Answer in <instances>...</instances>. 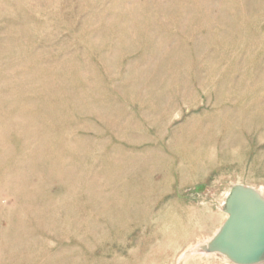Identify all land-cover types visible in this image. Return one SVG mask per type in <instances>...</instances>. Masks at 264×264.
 I'll return each mask as SVG.
<instances>
[{
  "label": "rangeland",
  "instance_id": "374dc122",
  "mask_svg": "<svg viewBox=\"0 0 264 264\" xmlns=\"http://www.w3.org/2000/svg\"><path fill=\"white\" fill-rule=\"evenodd\" d=\"M186 1L0 0V264H264V0Z\"/></svg>",
  "mask_w": 264,
  "mask_h": 264
},
{
  "label": "bare ground",
  "instance_id": "6f19581e",
  "mask_svg": "<svg viewBox=\"0 0 264 264\" xmlns=\"http://www.w3.org/2000/svg\"><path fill=\"white\" fill-rule=\"evenodd\" d=\"M88 1H90V0H88ZM191 1V0H190ZM190 1H188V2H190ZM176 2V1H175ZM181 1H179V3H180ZM185 2V1H184ZM187 2V1H186ZM187 2V3H188ZM222 2V1H221ZM236 2V1H235ZM240 2V1H239ZM82 3V2H81ZM81 3H79V4H81ZM137 3V2H136ZM191 3H193L194 4V2L192 1ZM210 3V2H209ZM227 3V2H226ZM140 4V3H139ZM178 4V3H177ZM251 4V3H250ZM116 5H118V4H116ZM176 5V4H175ZM192 5V4H191ZM228 5V4H227ZM247 5V4H246ZM245 5V6H246ZM80 6V5H79ZM123 6V5H122ZM138 6V5H137ZM182 6V5H181ZM121 8V7H120ZM183 8V7H182ZM247 8V7H246ZM175 9V8H174ZM239 9H240V7H239ZM120 10V9H119ZM122 10V9H121ZM120 10V11H121ZM200 10H202V9H200ZM206 10V9H205ZM248 10V9H247ZM119 11V12H120ZM178 11V10H177ZM176 11V12H177ZM180 11V10H179ZM137 12H139V11H137ZM181 12V11H180ZM194 12V11H193ZM198 12V11H197ZM107 13V12H106ZM110 13V12H109ZM181 13H183V11L181 12ZM220 13V12H219ZM123 15H125V14H123ZM226 15H230L229 13L228 14H226ZM225 15V16H226ZM246 15V14H245ZM245 15H243L244 17H245ZM126 16V15H125ZM192 15H190V17H191ZM195 16V15H194ZM246 16H248V15H246ZM123 17V16H122ZM141 17V16H140ZM178 17L180 18V16H179V14H178ZM193 17V16H192ZM191 17V18H192ZM178 18V19H179ZM222 18H223V16H222ZM246 18V17H245ZM109 19V18H108ZM111 19V18H110ZM125 19H126V17H125ZM129 19V18H128ZM177 19V18H176ZM224 19V18H223ZM226 19V18H225ZM229 19V18H228ZM113 20V19H112ZM156 20H157V18H156ZM190 20V19H189ZM192 20V19H191ZM194 20H195V17H194ZM210 20V19H209ZM128 21V20H127ZM126 21V22H127ZM193 21V20H192ZM205 21V20H204ZM120 22V21H119ZM118 22V23H119ZM157 22V21H156ZM172 22V21H171ZM187 22V21H186ZM145 23H146V21H145ZM159 23V22H158ZM173 23V22H172ZM190 24V23H189ZM223 24V23H222ZM109 25H111V24H109ZM195 25V24H194ZM236 25V24H235ZM112 26V25H111ZM128 26H129V24H128ZM153 26V25H152ZM225 26V25H224ZM107 27V26H106ZM176 27H178L177 25H176ZM193 27V26H192ZM197 27V26H196ZM214 27H216V25L214 26ZM108 28V27H107ZM113 28H115V27H113ZM124 29H125V27H123ZM138 28H140V27H138ZM155 28H156V26H155ZM190 28V27H189ZM217 28V27H216ZM227 28V27H226ZM117 29H118V26H117ZM124 29H122L123 30V32H124ZM128 29V28H127ZM157 29V28H156ZM164 29V28H163ZM178 29V28H177ZM106 30V29H105ZM108 30V29H107ZM138 30V29H137ZM148 30V29H147ZM146 30V31H147ZM160 30V29H159ZM175 30V29H174ZM173 30V31H174ZM187 30H189L188 29V27H187ZM192 30V29H191ZM240 30V29H239ZM109 31V30H108ZM116 31V30H115ZM119 31H121V30H119ZM197 31H199V30H197ZM208 31V30H207ZM220 31V30H219ZM188 32V31H187ZM191 32V31H190ZM101 33V32H100ZM109 33V32H108ZM115 33H117V32H115ZM119 33V32H118ZM121 33V32H120ZM138 33V32H137ZM140 33V32H139ZM159 33V32H158ZM189 33V32H188ZM209 33V32H208ZM220 33V32H219ZM218 33V34H219ZM122 34V33H121ZM142 34V33H141ZM148 34H150V33H148ZM157 34V33H156ZM109 35V34H108ZM114 35V34H113ZM125 35V34H124ZM124 35H122V36H124ZM128 35V34H127ZM196 35V34H195ZM206 35V34H205ZM220 35V34H219ZM104 36V35H103ZM105 36H107L106 34H105ZM110 36V35H109ZM120 36V35H119ZM130 36V35H129ZM128 36V37H129ZM151 36V35H150ZM157 36V35H156ZM164 36V35H163ZM211 36V35H210ZM214 36V35H213ZM221 36V35H220ZM227 36V35H226ZM125 37H127V36H125ZM208 37V36H207ZM206 37V38H207ZM222 37V36H221ZM104 38V37H103ZM109 38V37H108ZM153 38V37H152ZM199 38H201V36L199 37ZM217 38V37H216ZM223 38V37H222ZM100 39H101V37H100ZM124 39H126V38H124ZM195 39H196V37H195ZM203 39V38H202ZM212 39V38H211ZM122 40H123V38H122ZM128 40V39H127ZM141 40V39H140ZM143 40V39H142ZM146 41H147V39H145ZM228 40V39H227ZM182 41V40H181ZM188 41V40H187ZM209 41V40H208ZM213 41H214V39H213ZM229 41H233V40H229ZM240 41V40H239ZM242 41V40H241ZM94 42V41H93ZM106 42H108V41H104V43L106 44ZM153 42V41H152ZM159 42V41H158ZM193 42V41H192ZM97 43V42H96ZM100 43V42H99ZM103 43V44H104ZM183 43V42H182ZM233 43V42H232ZM238 43V42H237ZM89 44H91V43H89ZM102 44V43H101ZM100 44V45H101ZM130 44V43H129ZM194 44V43H193ZM219 44H221V43H219ZM92 45V44H91ZM96 45V44H95ZM128 45V44H127ZM157 45V44H156ZM195 45V44H194ZM230 45V44H229ZM240 45V44H239ZM93 46V45H92ZM97 46H99V45H97ZM102 46V45H101ZM126 46V45H125ZM153 46V45H152ZM196 46V45H195ZM232 46H233V44H232ZM112 47V46H111ZM176 47V46H175ZM185 47H187V46H185ZM198 47V46H197ZM217 47V46H216ZM97 48V47H96ZM206 48V47H205ZM99 50H100V47L98 48ZM110 49V48H109ZM184 49V48H183ZM225 49V48H224ZM233 49V48H232ZM231 49V50H232ZM236 49V48H235ZM106 50V49H105ZM113 50H114V48H113ZM185 50H187V49H185ZM238 50V49H237ZM108 51V50H107ZM167 51V50H166ZM181 51H182V49H181ZM194 51H196V50H194ZM205 51V50H204ZM224 51V50H223ZM244 51V50H243ZM114 52V51H113ZM156 52V51H155ZM173 52H176V50L175 51H173ZM183 52V51H182ZM186 52V51H185ZM200 52V51H199ZM217 52V51H216ZM231 52V51H230ZM241 52V51H240ZM109 53V52H108ZM152 53V52H151ZM168 53V52H167ZM178 53V52H177ZM189 53V52H188ZM195 53H197V52H195ZM103 53H101V55H102ZM105 54V53H104ZM110 55H112L111 53H109ZM168 54H170V53H168ZM168 54H167V56H168ZM179 54V53H178ZM177 54V55H178ZM220 54H221V52H220ZM228 54V53H227ZM230 54V53H229ZM108 55V54H107ZM196 55V54H195ZM214 55V54H213ZM219 54H217V56H218ZM225 55V54H224ZM231 55V54H230ZM240 55H241V53H240ZM239 55V56H240ZM104 56V55H103ZM114 56H116V55H114ZM173 56V55H172ZM182 56V55H181ZM189 55H187V57H188ZM194 56V55H193ZM221 56V55H220ZM219 56V57H220ZM229 56V55H228ZM102 57V56H101ZM113 57V56H112ZM184 57V56H183ZM227 57V56H226ZM232 57V56H231ZM100 58V57H99ZM104 58H105V56H104ZM110 58V57H109ZM116 58V57H115ZM120 58V57H119ZM158 58V57H157ZM163 58V57H162ZM167 58V57H166ZM165 57H164V59H166ZM171 58V57H170ZM175 58V57H174ZM178 58V57H177ZM186 58V57H185ZM234 58V57H233ZM232 58V59H233ZM102 59V58H101ZM108 59V58H107ZM163 59V60H164ZM180 59H181V57H180ZM184 59V58H183ZM196 59V58H195ZM230 59V58H229ZM100 60V59H99ZM160 60V59H159ZM171 59H169V61H170ZM174 60V59H173ZM204 60H205V58H204ZM226 59H224V62H226L225 61ZM227 60H228V58H227ZM101 61V60H100ZM104 61V60H103ZM105 61H107V60H105ZM115 61H116V59H115ZM114 61V62H115ZM167 61H168V58H167ZM177 61V60H176ZM184 61H186V60H184ZM188 61V60H187ZM190 61H191V59H190ZM198 61V60H197ZM201 61H202V58H201ZM246 61V60H245ZM159 62H161V61H159ZM166 62V61H165ZM171 62V61H170ZM199 62V61H198ZM230 62V61H229ZM260 62V61H259ZM64 63H65V61H64ZM107 63V62H106ZM105 63V64H106ZM117 63V62H116ZM157 63H158V61H157ZM205 63V62H204ZM70 64V63H69ZM111 64H114L112 61H111ZM110 64V65H111ZM119 64V63H118ZM149 64H151V62L149 63ZM169 64V63H168ZM172 65L174 64V62L173 63H171ZM206 64V63H205ZM260 64V63H259ZM62 65V64H61ZM67 65V64H66ZM71 65V64H70ZM104 65V64H103ZM117 65V64H116ZM152 65V64H151ZM158 65V64H157ZM245 65V64H244ZM261 65V64H260ZM260 65H259V67H260ZM72 66H73V64H72ZM80 66V65H79ZM166 66H167V63H166ZM75 67H77V66H75ZM83 67V66H82ZM103 67V66H102ZM113 67H115V65L113 66L112 65V69H113ZM43 68H44V66H43ZM74 68V67H73ZM85 68V67H84ZM87 68V67H86ZM149 68V67H148ZM152 68H154V67H152ZM151 68V69H152ZM156 68H158V66L156 67ZM171 68V67H170ZM184 68V67H183ZM263 68V67H262ZM53 69V68H52ZM58 69V68H57ZM78 69H79V67H78ZM147 69V68H146ZM155 69V68H154ZM154 69H152V71L154 70ZM55 70V69H54ZM74 70H76V69H74ZM110 70H111V68H110ZM117 70V69H116ZM149 70V69H148ZM158 71H159V68L157 69ZM161 70V69H160ZM255 70V69H254ZM33 71V70H32ZM46 71V70H45ZM85 71V70H84ZM157 71V72H158ZM214 71V70H213ZM74 72V71H73ZM86 72V71H85ZM111 72H112V70H111ZM116 72V71H115ZM137 72V71H136ZM146 72H148V71H146ZM156 72V71H155ZM181 72V71H180ZM40 73V72H39ZM42 73V72H41ZM40 73V74H41ZM48 73V71L45 73V74H47ZM54 73V72H53ZM75 73V72H74ZM110 73V72H109ZM183 73V72H182ZM184 73H185V71H184ZM212 73V72H211ZM30 74V73H29ZM32 74V73H31ZM35 74V73H34ZM56 74V73H55ZM76 74H79V73H77L76 72ZM87 74V73H86ZM89 74V73H88ZM145 74V73H144ZM153 74V73H152ZM254 74V73H253ZM48 75V74H47ZM83 75V74H82ZM252 75V74H251ZM257 75V74H256ZM42 76H44L43 75V73H42ZM57 76H59V75H57ZM79 76V75H78ZM77 76V77H78ZM110 76V75H109ZM147 76H148V74H147ZM149 76H151V75H149ZM233 76V75H232ZM32 77V76H31ZM34 77V76H33ZM38 77V76H37ZM51 77H53L52 75H51ZM111 77V76H110ZM142 77V76H141ZM145 77V76H144ZM247 77V76H246ZM35 78V77H34ZM80 78V77H79ZM108 78V77H107ZM137 78V77H136ZM154 77H152V79H153ZM167 78V77H166ZM234 78V77H233ZM233 78H232V80H233ZM250 78H251V76H250ZM44 79H45V77H44ZM84 79H85V77H84ZM148 79V78H147ZM151 79V81H153ZM247 79H248V77H247ZM58 80V79H57ZM82 80V79H81ZM95 80H97V78L95 79ZM137 80V79H136ZM143 80H144V78H143ZM143 80H141V81H143ZM178 80V79H177ZM227 81V80H226ZM226 81H224V82H226ZM237 81V80H236ZM248 81V80H247ZM253 81V80H252ZM12 82V81H11ZM14 82V81H13ZM61 82V81H60ZM94 82V81H93ZM137 82V81H136ZM147 81H145V83H146ZM150 82V81H149ZM174 82V81H173ZM222 82V81H221ZM251 82V81H250ZM38 83V82H37ZM54 83V82H53ZM96 83V82H95ZM151 83V82H150ZM180 83V82H179ZM210 83V82H209ZM41 84H43V83H41ZM206 84H208V83H206ZM224 84V83H223ZM229 84H230V82H229ZM239 84V83H238ZM18 85V84H17ZM93 85V84H92ZM141 85V84H140ZM181 85V84H180ZM16 86V85H15ZM43 86V85H42ZM90 86V85H89ZM225 86V85H224ZM231 86V85H230ZM240 86V85H239ZM37 87V86H36ZM53 87V86H52ZM94 87V86H93ZM12 88V87H11ZM10 88V89H11ZM21 88V87H20ZM19 88V89H20ZM25 88V87H24ZM30 88V87H29ZM31 88H32V86H31ZM141 89H142V86L140 87ZM149 88V87H148ZM211 88V87H210ZM231 88V87H230ZM39 89H41V88H39ZM97 89V88H96ZM133 89V88H132ZM136 89V88H135ZM140 89V90H141ZM227 89V88H226ZM235 89V88H234ZM17 90V89H16ZM23 90V89H22ZM22 90H20L21 92H22ZM31 90V89H30ZM43 90V89H42ZM50 90V89H49ZM91 90V88L89 89V91ZM144 90V89H143ZM160 90V89H159ZM240 90V89H239ZM25 91V90H24ZM27 91V90H26ZM137 91V90H136ZM139 91V90H138ZM187 91H189V90H187ZM228 91V90H227ZM235 91V90H234ZM251 91H253L252 89H251ZM257 91V90H256ZM255 91V92H256ZM36 92V91H35ZM77 92V91H76ZM91 92V91H90ZM99 92V91H98ZM140 92V91H139ZM159 92V91H158ZM231 92V91H230ZM249 92H250V90H249ZM41 93V92H40ZM40 93H39V95H40ZM44 93V92H43ZM67 93V92H66ZM81 93V92H80ZM85 93H86V91H85ZM92 93V92H91ZM150 93V92H149ZM149 93H147V94H149ZM154 93V92H153ZM233 93V92H232ZM252 93V92H251ZM254 93V92H253ZM14 94V93H13ZM13 94L11 93V95L13 96ZM22 94V93H21ZM30 94H31V92H30ZM29 94V95H30ZM45 94V93H44ZM96 94V93H95ZM100 94V93H99ZM245 94V93H244ZM10 95V96H11ZM24 95V94H23ZM59 95V94H58ZM71 95H73V94H71ZM78 95V94H77ZM84 95V94H83ZM135 95H136V93H135ZM149 95H152V94H149ZM247 95V94H246ZM254 95V94H253ZM253 95H250L251 97L253 96ZM26 96H28V95H26ZM45 96V95H44ZM47 96V95H46ZM59 96H61V95H59ZM66 96V95H65ZM68 96H69V93H68ZM79 96H80V94H79ZM87 96H89L88 94H87ZM98 96V95H97ZM132 96V95H131ZM138 96V95H137ZM140 96V95H139ZM138 96V97H139ZM159 96H160V94H159ZM249 96V97H250ZM18 97H20V96H18ZM50 97V96H49ZM62 97V96H61ZM130 97V96H129ZM161 97H162V95H161ZM160 97V98H161ZM254 97V96H253ZM252 97V98H253ZM25 98V97H24ZM59 98V97H58ZM143 98H147V97H143ZM149 98V97H148ZM152 98V97H151ZM245 98V97H244ZM44 99V98H43ZM47 99V98H46ZM49 99V98H48ZM59 99H61V98H59ZM71 99V98H70ZM91 99V98H90ZM95 99H97V98H95ZM138 99V98H137ZM142 99V98H141ZM159 99V98H158ZM255 99V98H254ZM28 100V99H27ZM33 100V99H32ZM132 100H134V99H132ZM161 100H163V99H161ZM224 100V99H223ZM256 100V99H255ZM35 101H38V100H35ZM94 101V100H93ZM130 101V100H129ZM128 101V102H129ZM155 101V100H154ZM153 101V102H154ZM159 101H160V99H159ZM25 102V101H24ZM221 102V101H220ZM252 102H255V101H252ZM39 103H41V102H39ZM48 103V102H47ZM47 103H45V104H47ZM95 103V102H94ZM138 103H139V100H138ZM38 104V103H37ZM42 104H44V103H42ZM74 104V103H73ZM140 104V103H139ZM145 104V103H144ZM151 104V103H150ZM156 104V103H155ZM161 104V103H160ZM250 104H251V102H250ZM254 104V103H253ZM82 105V104H81ZM89 105V104H88ZM162 105V104H161ZM160 105V106H161ZM49 106V105H48ZM142 106V105H141ZM156 105H154V107H155ZM253 106V105H252ZM257 106V105H256ZM41 107V106H40ZM223 107V106H222ZM251 107V106H250ZM255 107V106H254ZM262 107V106H261ZM260 107V108H261ZM121 108V107H120ZM161 108V107H160ZM225 108V107H224ZM226 108H227V106H226ZM248 108H249V105H248ZM35 109V108H34ZM38 109V108H37ZM40 109V108H39ZM242 109V108H241ZM245 109V108H244ZM244 109L242 110V112L244 111ZM254 109V108H253ZM257 110L256 111H258V108H256ZM156 110V109H155ZM160 110V109H159ZM240 110V109H239ZM225 111V110H224ZM227 111V110H226ZM233 111H235V110H233ZM261 111V110H260ZM141 112H142V110H141ZM140 112V113H141ZM221 112V111H220ZM229 112L230 111H228V114H229ZM242 112H241V114H242ZM248 112V111H247ZM246 112V113H247ZM250 113H251V111H249ZM157 113H159V111L157 112ZM222 113V112H221ZM227 113V112H226ZM231 113V112H230ZM233 113H235V112H233ZM252 113H253V111H252ZM224 114V113H223ZM260 114H261V112H260ZM263 114H264V112H263ZM99 115V114H98ZM214 115H216V113L214 114ZM245 115H247V114H245ZM250 115H252V114H250ZM102 116V115H101ZM105 116H107V115H105ZM104 116V117H105ZM114 116V115H113ZM213 116V115H212ZM226 116V115H225ZM234 116V115H233ZM236 116V115H235ZM248 116V115H247ZM255 116H256V114H255ZM263 116V115H262ZM91 117V116H90ZM216 117V116H215ZM228 117V116H227ZM238 117L240 118L241 116H239L238 115ZM238 117L236 118V117H234L235 119H238ZM253 117V116H252ZM221 118H224V117H222L221 116ZM226 118V117H225ZM245 118H247V117H245ZM245 118H243V119H245ZM251 118V117H250ZM256 118V117H255ZM258 118H261L260 116L258 117ZM100 119V118H99ZM157 119H158V117H157ZM234 119V120H235ZM248 119H249V117H248ZM104 120V119H103ZM111 120V119H110ZM210 120V119H209ZM212 120V119H211ZM226 120V119H225ZM228 120V119H227ZM231 120H233V119H231ZM105 121V120H104ZM152 121V120H151ZM154 121H156L155 119H154ZM213 121V120H212ZM211 121V122H212ZM223 121V120H222ZM221 121V122H222ZM241 121V120H240ZM100 122H101V120H100ZM120 122V121H119ZM216 122H217V120H216ZM226 122V121H225ZM224 122V123H225ZM237 122H239V121H237ZM245 122H246V120H245ZM245 122H242V123H245ZM255 122V121H254ZM126 123V122H125ZM127 123H128V121H127ZM223 123V122H222ZM222 123H219V124H222ZM228 123V122H227ZM226 123V124H227ZM249 123H251V121L249 122ZM112 124H114V126L117 124H115V123H112ZM120 125H121V123H119ZM217 124V123H216ZM231 124H233V123H231ZM231 124H229V131L230 132H232L231 130H232V127H231V130H230V125ZM235 124V123H234ZM233 124V125H234ZM257 124L258 123H256V126H257ZM108 125V124H107ZM111 125V124H110ZM212 125V124H211ZM238 125V124H237ZM254 125V124H253ZM261 125V124H260ZM260 125H258V126H260ZM224 126V125H223ZM222 126V127H223ZM232 126V125H231ZM236 126V125H235ZM247 126H248V124H247ZM262 126H263V124H262ZM116 127V126H115ZM225 127V126H224ZM255 127V126H254ZM261 127V126H260ZM118 128V127H117ZM125 128V127H124ZM216 128V127H215ZM247 128V127H246ZM257 128V127H256ZM111 129V128H110ZM114 129V128H113ZM119 129V128H118ZM225 129H227V128H225ZM238 129V128H237ZM236 129V130H237ZM250 129V128H249ZM124 130V129H123ZM127 130V129H126ZM131 130H132V128H131ZM138 130V129H137ZM210 130H212L211 128H210ZM216 130V129H215ZM254 130V129H253ZM255 130H257V129H255ZM115 131H117V129L115 130ZM128 131V130H127ZM126 131V132H127ZM200 131V130H199ZM226 131V130H225ZM228 131V130H227ZM226 131V132H227ZM249 131V130H248ZM118 132H119V130H118ZM125 132V131H124ZM135 132V131H134ZM197 132H198V130H196V131H194V130H191V131H189L188 132V134L187 135H189L190 134V139L192 140V139H194L195 140V142H194V146L196 147V148H199L202 144H203V142H202V140H201V136H199L198 134H197ZM257 132H258V130H257ZM94 133V132H93ZM121 133H122V130H121ZM212 133H213V131H212ZM225 133V132H224ZM228 133V132H227ZM227 133L225 134V135H227ZM232 133H234V132H232ZM256 133V132H255ZM254 133V134H255ZM118 134V133H117ZM129 134V133H128ZM185 134V133H184ZM202 134V133H201ZM205 134V133H204ZM126 135V134H125ZM132 135V134H131ZM230 135H231V133H230ZM263 135V134H262ZM261 135V136H262ZM26 136V135H25ZM185 136V135H184ZM195 136H197V138H194ZM202 136H204V135H202ZM236 136H238V134L236 135ZM236 136H235V139H236ZM5 137V136H4ZM206 137V136H205ZM207 137H209V136H207ZM213 137V136H212ZM225 137V136H224ZM229 137V136H228ZM263 137H264V135H263ZM129 138H131L130 136H129ZM232 138H234V137H232ZM242 138V137H241ZM2 139V138H1ZM4 139V138H3ZM124 139V138H123ZM181 140V142H183V144H185L186 145V142H184L183 141V136L180 138ZM189 139V137L188 136H186V140H188ZM208 139V138H207ZM211 139V138H210ZM223 139V138H222ZM127 140V139H126ZM131 140H132V138H131ZM206 140V139H205ZM228 140H230V139H228ZM238 140V139H237ZM4 141V140H3ZM5 141H6V139H5ZM207 141V140H206ZM209 141H211L212 142V140H209ZM235 141V140H234ZM7 142V141H6ZM208 142V141H207ZM232 142V141H231ZM238 142V141H237ZM241 142V141H240ZM131 143V142H130ZM134 143V142H133ZM174 143V142H173ZM188 143H189V141H188ZM243 143V142H242ZM241 143V144H242ZM172 144V143H171ZM176 144V143H175ZM179 144V143H178ZM220 144V143H219ZM218 144V145H219ZM224 144V143H223ZM229 144V143H228ZM182 145V144H181ZM190 145V144H189ZM227 145V144H226ZM230 145V144H229ZM233 145V144H232ZM232 145H231V147H232ZM234 145H235V143H234ZM233 145V146H234ZM240 145V144H239ZM187 146V145H186ZM237 145H235L234 147H236ZM242 146V145H241ZM171 147V146H170ZM176 147V146H175ZM188 147V146H187ZM212 147V146H211ZM95 148V147H94ZM177 148V147H176ZM175 148V149H176ZM180 148H183V147H180ZM214 148V147H213ZM238 148V147H237ZM184 149V148H183ZM158 150V149H157ZM214 150V149H213ZM184 151V150H183ZM187 151V150H186ZM187 153V152H186ZM85 154V153H84ZM189 154V153H188ZM82 155H83V153H82ZM159 155V154H158ZM163 156V155H162ZM162 156H161V158H162ZM186 156V155H185ZM188 156V155H187ZM157 157V156H156ZM167 157V156H166ZM190 157H192V156H190ZM199 157V156H198ZM167 159V158H166ZM169 161V160H168ZM180 161V160H179ZM186 163V162H185ZM186 164H188V163H186ZM176 166V165H175ZM197 166V165H196ZM179 167V166H178ZM182 168H183V166H182ZM162 169V168H161ZM165 169V168H164ZM184 169V168H183ZM193 170H194V168H193ZM179 171V170H178ZM181 171H183V170H181ZM3 174V173H2ZM244 188V187H243ZM242 188V189H243ZM242 189H238L236 192V195H238L239 196V200L237 201V203H239V201L242 203V205H245L246 204V206L248 205V203H249V200L251 199V197L249 196L250 195V191L249 190H242ZM235 193V192H234ZM257 194V193H256ZM235 198H237V197H235ZM240 198H242V200L240 199ZM235 202H236V200H235ZM236 204V203H235ZM233 206H237L238 207V205H233ZM234 212H235V210H233ZM256 219V218H255ZM247 229V228H246ZM232 231V235L231 234H228V237H229V241H230V239L233 241H231V246L229 247V249H228V251L229 250H231L232 249V251L235 249V250H237V244H239L240 242H236V240H235V238H234V236H236V237H238V241H241V237H242V240H244L243 239V234H240V232L238 233H236V230L233 232V229L231 230ZM251 231V230H250ZM228 233H230V231H228ZM254 233V232H253ZM240 234V235H239ZM252 238V237H251ZM243 242V241H242ZM240 245V244H239ZM191 248V247H190ZM257 248V247H256ZM231 252V251H230ZM195 254V253H194ZM184 256V255H183Z\"/></svg>",
  "mask_w": 264,
  "mask_h": 264
},
{
  "label": "water",
  "instance_id": "95a60500",
  "mask_svg": "<svg viewBox=\"0 0 264 264\" xmlns=\"http://www.w3.org/2000/svg\"><path fill=\"white\" fill-rule=\"evenodd\" d=\"M252 193L250 192V197L251 199L249 200L248 205L245 207L243 214L241 215V218H238L236 220V222L234 223V225L228 229L231 230L233 229V232L236 230V233L240 232V234H243L244 240H242L241 237V241H238V237L234 236L236 242H240L239 244H237V250L234 249V252H238L237 254H241V252L243 253V248L242 246H244V244H248V245H255L258 241V239H261L260 237L263 236L264 234V220L263 221H259L257 223H255V233L257 235L252 234V240L248 238V235L246 234V224H252L254 222V218L259 217L260 215H263L261 217H264V201L257 199L256 197H253V195H251ZM255 204V207H253L252 205ZM228 234H233L232 231H230V233ZM239 234V235H240ZM251 240V241H250ZM243 241V242H242ZM246 244V245H247Z\"/></svg>",
  "mask_w": 264,
  "mask_h": 264
}]
</instances>
